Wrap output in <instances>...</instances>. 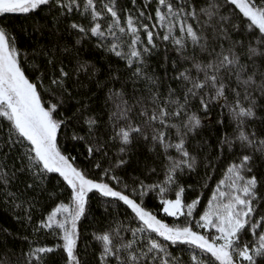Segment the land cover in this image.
<instances>
[{
  "label": "snow or ice",
  "instance_id": "snow-or-ice-1",
  "mask_svg": "<svg viewBox=\"0 0 264 264\" xmlns=\"http://www.w3.org/2000/svg\"><path fill=\"white\" fill-rule=\"evenodd\" d=\"M4 211L0 264H264V0H0Z\"/></svg>",
  "mask_w": 264,
  "mask_h": 264
},
{
  "label": "trees",
  "instance_id": "trees-1",
  "mask_svg": "<svg viewBox=\"0 0 264 264\" xmlns=\"http://www.w3.org/2000/svg\"><path fill=\"white\" fill-rule=\"evenodd\" d=\"M9 23H11L16 29L17 31L20 30L21 26H23V28L25 29H29L30 26V21L25 20V18L23 16H12L8 18ZM56 39V37L54 36H49L48 32L46 31L43 35L40 34H34L32 36V38L29 40L28 39V34L27 32H25V34L23 36L20 37V44L23 46H26L28 48L33 47L34 45H43V44H47L49 43L51 40ZM88 58L93 59L96 63H97V67L100 68V79H104L106 72H107V68H108V61L111 62L113 67H120L121 69L123 68V64L122 62L116 60L115 58L112 57H108L107 60L101 58V54L96 53L92 56H89ZM102 97V93L100 94ZM98 106V104L96 105ZM67 147L69 148V150H71V145H67ZM72 151V155L77 156V160L80 163H83V156L82 155H78V153L82 152L83 149L80 146H77V148L75 150H71ZM144 155H147V153H144ZM217 176H219V173H217ZM196 179L195 176H193L191 178V180L189 182H192ZM53 184L55 183V174H53ZM52 185L50 184V187ZM208 193L207 191H205V196H207ZM149 206L155 208V202L153 201H149ZM167 221L169 223L172 222V218H167ZM0 224H4L5 226H9L13 229L16 228V224L15 221L13 220L12 217V213L9 211H4V212H0ZM17 244H19V242H17Z\"/></svg>",
  "mask_w": 264,
  "mask_h": 264
}]
</instances>
